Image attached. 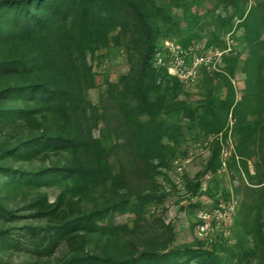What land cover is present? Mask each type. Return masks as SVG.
<instances>
[{"label":"rangeland","instance_id":"rangeland-1","mask_svg":"<svg viewBox=\"0 0 264 264\" xmlns=\"http://www.w3.org/2000/svg\"><path fill=\"white\" fill-rule=\"evenodd\" d=\"M148 1L138 10L129 0L99 9L100 38L84 59L90 77L71 74L79 90L74 111L44 104L34 129L0 131V153L43 130L77 129L103 150L97 157L79 149L49 150L25 162L0 156V167L38 173L52 166L89 167L87 160L94 166L99 158L118 180L97 172L85 180L76 172L21 195L0 188V198L20 216L14 222L0 219V235L19 237L29 227L47 230L90 214L101 231L87 233L85 246L101 255L142 264H199L191 251L203 250L204 264H264V0ZM147 13L155 73L149 98L160 100L158 117L168 127L149 161L125 147L126 123L149 120L134 90L149 29L141 14ZM65 21L62 40L73 37L72 19ZM10 51L0 49V62ZM63 190L71 202L57 218L31 217L27 208L35 198L46 195L54 202ZM71 240L78 246L77 236ZM26 248L29 243L6 252L0 246V264H64L73 254L66 241L49 255ZM240 250L248 258L238 256Z\"/></svg>","mask_w":264,"mask_h":264},{"label":"trees","instance_id":"trees-1","mask_svg":"<svg viewBox=\"0 0 264 264\" xmlns=\"http://www.w3.org/2000/svg\"><path fill=\"white\" fill-rule=\"evenodd\" d=\"M122 0H0V49L8 47L12 56H7L0 62V131L4 128H26L34 125L38 116L44 114V104L59 106L63 112L74 111L79 102V90L75 86L72 73H80L88 79L91 68L85 63V54L94 50L98 44L96 29L103 20L99 9L110 5L117 6ZM125 1V0H123ZM133 1V7L138 10L139 5L146 6L148 0ZM147 25V32L143 38L144 51L135 74V92L139 95V110L149 112V120L143 123H126L128 136L125 147L130 150V155L149 161L150 155L158 151L160 138L168 132L164 121H160L162 104L158 98L152 101L149 98L153 76L150 63L154 49L153 32L150 13L141 14ZM242 17V15L240 16ZM72 19L73 37L62 40L61 27L65 20ZM63 19V23H60ZM59 22V26H58ZM53 42V47L48 48ZM48 48V49H47ZM47 49V50H46ZM36 50L43 51V57ZM81 59L83 65H75ZM45 67L47 78H43ZM83 73V74H81ZM88 82V81H87ZM86 82V83H87ZM156 87H154L155 90ZM153 90V91H154ZM112 97V95H111ZM35 105V106H34ZM181 107L185 108L184 105ZM129 115V110L125 111ZM124 129V127H123ZM66 134H53L43 130L38 137L29 138L23 142H16L6 146L0 156L12 162H25L47 153L49 150H80L83 154H93L97 157L103 150L97 142L87 136L66 130ZM68 131L72 132L69 133ZM170 131V130H169ZM219 155L216 149L214 157ZM89 167L73 168L68 166H52L46 172H25L13 170L10 166L0 167L2 178L1 191L21 195L32 187L41 188L45 184H53L68 177H73L78 172L85 180L91 176H103L104 180L117 181L118 177L111 176L107 166L96 158V164ZM109 173V174H108ZM68 192L62 191L54 202L45 196L35 198L27 209L33 211V218H49L54 220L63 211L71 200ZM102 216V215H101ZM20 216L10 210L0 198V219L14 222ZM98 220L88 214L72 222H61L47 230L29 227L19 237L9 232L0 235V246L3 251L20 248L24 243H29L26 248L29 253L36 256L49 255L54 252L61 242L66 241L72 245L73 254L64 264H142L135 258L121 260L115 256L98 254L86 249V234L99 232ZM84 231V232H83ZM83 232V233H80ZM80 233V234H78ZM80 239L78 246L74 247L72 238ZM24 239V240H23ZM44 241H46L44 245ZM207 253V252H206ZM192 257L197 258L199 264L208 260L203 250L191 251ZM248 258V252L240 250L237 254ZM158 257V256H156ZM145 261L149 260L144 258Z\"/></svg>","mask_w":264,"mask_h":264},{"label":"built area","instance_id":"built-area-1","mask_svg":"<svg viewBox=\"0 0 264 264\" xmlns=\"http://www.w3.org/2000/svg\"><path fill=\"white\" fill-rule=\"evenodd\" d=\"M203 228V227H202Z\"/></svg>","mask_w":264,"mask_h":264}]
</instances>
